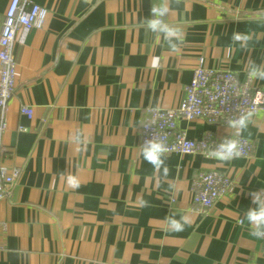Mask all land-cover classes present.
Returning <instances> with one entry per match:
<instances>
[{
    "label": "crops",
    "instance_id": "crops-1",
    "mask_svg": "<svg viewBox=\"0 0 264 264\" xmlns=\"http://www.w3.org/2000/svg\"><path fill=\"white\" fill-rule=\"evenodd\" d=\"M9 1L0 0V28ZM30 1L47 18L18 33L13 49L16 89L0 145L20 176L0 199V264H264V239L244 216L252 194L264 195V111L243 129L178 123L191 140H250L247 159L164 154L156 169L138 146L147 109L178 107L197 68L239 79L258 69L252 89L264 102V0ZM161 4L182 32L171 41L178 51L147 27ZM209 170L232 185L202 213L191 182ZM185 215L181 231L169 230L168 217Z\"/></svg>",
    "mask_w": 264,
    "mask_h": 264
},
{
    "label": "built area",
    "instance_id": "built-area-1",
    "mask_svg": "<svg viewBox=\"0 0 264 264\" xmlns=\"http://www.w3.org/2000/svg\"><path fill=\"white\" fill-rule=\"evenodd\" d=\"M46 18L47 10L30 0L9 1L0 28V134L6 127L5 112L16 89L13 49L17 34L41 29ZM262 111L263 95L260 91H253L249 73L239 79L228 69L197 68L193 71L191 81L185 89V97L178 107L169 110L147 109L138 135V146L142 149L144 143L152 139L164 144V154L199 155L205 159H218L209 153L220 143L231 139L236 141L239 152L238 156L231 159H247L253 151L250 140L240 137L217 139L212 135L191 140L184 131L178 129V123L200 119L212 126L230 125V121L245 115L254 116ZM21 113L31 115L27 108H22ZM4 157L5 150L0 145V199L10 195L20 176V169H9L3 164ZM231 185V179L223 172L199 171L191 182L194 205L198 211L206 213ZM0 227L5 229L4 225Z\"/></svg>",
    "mask_w": 264,
    "mask_h": 264
},
{
    "label": "clouds",
    "instance_id": "clouds-1",
    "mask_svg": "<svg viewBox=\"0 0 264 264\" xmlns=\"http://www.w3.org/2000/svg\"><path fill=\"white\" fill-rule=\"evenodd\" d=\"M168 7L165 4L160 6H153L151 9L152 18L147 19V27L150 31L157 34V38L160 36L167 42H169L173 51H178L174 44H171L173 39L179 40L182 38V32L173 26L167 24L162 18L168 14ZM159 66V59L153 58L152 67L157 68ZM260 71L256 68H252L249 71L250 78L258 77ZM249 120V115H245L241 118H238L234 121H230V126H233L237 129H243L246 127ZM77 142H79V137H76ZM166 152V147L163 143L155 140H147L142 147V156L144 160L153 165L156 169H161L164 165V153ZM209 155L214 156L221 160L231 159L233 156H238L239 152L237 150V143L234 140H227L220 143L216 149H213ZM166 172V169H165ZM66 182L69 187L77 188L79 187V181L77 177L69 174L66 177ZM253 204L255 207H249L244 216L247 220L250 228L251 235L257 238H264V195L260 191L252 194ZM188 217L182 216L181 219H176L175 217L167 218V225L169 230L172 231H181L184 224L188 223Z\"/></svg>",
    "mask_w": 264,
    "mask_h": 264
}]
</instances>
